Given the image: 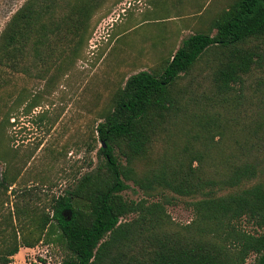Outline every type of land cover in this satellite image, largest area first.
I'll return each instance as SVG.
<instances>
[{
    "label": "trees",
    "instance_id": "obj_1",
    "mask_svg": "<svg viewBox=\"0 0 264 264\" xmlns=\"http://www.w3.org/2000/svg\"><path fill=\"white\" fill-rule=\"evenodd\" d=\"M103 1L25 0L0 32V89L9 85L5 73L43 78L67 49L77 55ZM211 29L183 39L160 70L134 73L117 89L96 126L98 164L49 198L33 229L39 235L24 238L25 246L46 231L67 251L54 264H246L252 254L255 264H264V118L240 124L219 111L221 105L237 109L247 78L264 74V0H233ZM209 51L219 58L212 81L220 99L202 121L180 101L176 86ZM255 86L264 90V79ZM9 121L8 115L0 120V133ZM186 125L192 138L180 150L150 158L159 135ZM216 135L230 137L232 145L226 148ZM129 181L146 197L126 198ZM12 182L4 171L0 190L6 193ZM163 191L192 199L190 222H173ZM18 249L15 237L0 264H9Z\"/></svg>",
    "mask_w": 264,
    "mask_h": 264
},
{
    "label": "rangeland",
    "instance_id": "obj_2",
    "mask_svg": "<svg viewBox=\"0 0 264 264\" xmlns=\"http://www.w3.org/2000/svg\"><path fill=\"white\" fill-rule=\"evenodd\" d=\"M24 1L0 0V32ZM232 1L104 0L90 20L77 55L67 49L43 78L5 73L9 85L0 89V120L8 115L10 124L0 133V153L5 154L0 158V178L7 171L13 184L6 193L0 190V256L15 237L19 244L18 252L8 256L9 264H54L66 257L63 245L46 231L31 246H25L23 239L34 240L39 235L33 229L48 211L49 198L73 186L98 164L101 143L96 126L111 108L114 93L130 75L160 70L189 35L210 30L213 34L212 20ZM218 60L217 54L207 52L176 86L180 101L188 102L202 121L207 116L204 112L214 111L220 99L212 81ZM260 78L264 74L254 71L246 80L242 104L237 109L232 104L221 105L222 116L237 117L240 124L264 118V90L255 86ZM19 97L23 101L16 104ZM32 101L36 106L27 108ZM7 106L11 108L8 114ZM230 124L237 129L232 120ZM188 127H170L159 135L150 158L180 150L192 138ZM217 140L226 148L232 145L230 137L220 140L216 135ZM127 183L126 198L146 197L131 181ZM163 194L170 200L166 210L173 222H190L192 199L171 191ZM243 225L252 230L250 224ZM246 264H255L253 254Z\"/></svg>",
    "mask_w": 264,
    "mask_h": 264
},
{
    "label": "water",
    "instance_id": "obj_3",
    "mask_svg": "<svg viewBox=\"0 0 264 264\" xmlns=\"http://www.w3.org/2000/svg\"><path fill=\"white\" fill-rule=\"evenodd\" d=\"M103 147H105V144L103 143Z\"/></svg>",
    "mask_w": 264,
    "mask_h": 264
}]
</instances>
